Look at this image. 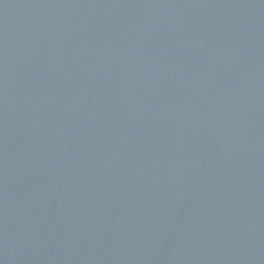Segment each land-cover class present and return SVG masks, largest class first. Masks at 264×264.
Segmentation results:
<instances>
[{"label":"water","instance_id":"1","mask_svg":"<svg viewBox=\"0 0 264 264\" xmlns=\"http://www.w3.org/2000/svg\"><path fill=\"white\" fill-rule=\"evenodd\" d=\"M0 264H264V0H0Z\"/></svg>","mask_w":264,"mask_h":264}]
</instances>
